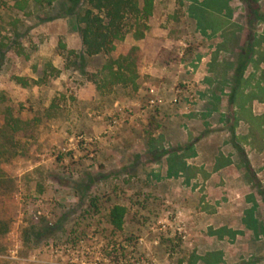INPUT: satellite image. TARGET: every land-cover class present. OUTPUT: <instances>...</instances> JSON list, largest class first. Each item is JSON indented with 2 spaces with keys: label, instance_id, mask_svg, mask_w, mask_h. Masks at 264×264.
<instances>
[{
  "label": "rangeland",
  "instance_id": "1",
  "mask_svg": "<svg viewBox=\"0 0 264 264\" xmlns=\"http://www.w3.org/2000/svg\"><path fill=\"white\" fill-rule=\"evenodd\" d=\"M153 3L0 0V264H264V0Z\"/></svg>",
  "mask_w": 264,
  "mask_h": 264
},
{
  "label": "trees",
  "instance_id": "2",
  "mask_svg": "<svg viewBox=\"0 0 264 264\" xmlns=\"http://www.w3.org/2000/svg\"><path fill=\"white\" fill-rule=\"evenodd\" d=\"M153 2L154 0H87V7L78 17L84 53L92 56L113 50L114 42L122 37V22L126 14H141L142 18L147 19L152 15ZM140 35L136 34V37ZM100 206L101 197L91 195L88 209L98 213ZM125 215L124 206L114 205L108 212L107 222L115 231L121 232Z\"/></svg>",
  "mask_w": 264,
  "mask_h": 264
}]
</instances>
